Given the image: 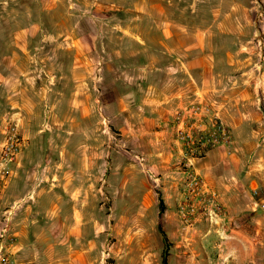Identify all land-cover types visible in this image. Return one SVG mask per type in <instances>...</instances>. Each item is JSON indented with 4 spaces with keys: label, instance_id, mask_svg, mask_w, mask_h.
<instances>
[{
    "label": "crops",
    "instance_id": "obj_1",
    "mask_svg": "<svg viewBox=\"0 0 264 264\" xmlns=\"http://www.w3.org/2000/svg\"><path fill=\"white\" fill-rule=\"evenodd\" d=\"M261 3L0 0V97L22 109L27 79L38 78L26 70L45 67L53 72L48 83L56 106L63 102L62 116L73 114L50 128L53 160H14L2 176V202L10 203L9 191L19 196L6 205L15 207L7 246L17 264H104L89 249L97 234L82 233L95 221L92 196L102 189L116 196L119 188L130 212L160 211L167 240L179 248L173 254L185 261L199 260L203 246L217 264H245L251 255L264 264V62L256 63ZM35 50L37 65L28 60ZM91 81L106 100L102 109L117 146L128 154L126 172L131 176L140 164L146 173L140 184L130 179L117 186L107 174L100 184L91 178L90 166L99 161L88 155ZM190 104L207 106L232 137L229 146L192 159L207 196L221 207L206 231L201 214L190 224L176 216L185 172L173 120Z\"/></svg>",
    "mask_w": 264,
    "mask_h": 264
},
{
    "label": "rangeland",
    "instance_id": "obj_2",
    "mask_svg": "<svg viewBox=\"0 0 264 264\" xmlns=\"http://www.w3.org/2000/svg\"><path fill=\"white\" fill-rule=\"evenodd\" d=\"M260 1L256 0L258 3ZM257 15L258 19L264 21V5L262 3L259 5ZM256 39V63L258 64L264 62V34H260ZM39 42L40 38H37L31 44L38 46ZM49 55H46L47 58L50 57ZM29 56L28 60H32V62L36 60V65L40 64V54L37 50L31 52ZM62 58L64 59V56ZM41 64L43 63L41 62ZM26 72H28L26 76H38V78L35 80L33 78L27 79V93L25 91L24 101L21 102L22 109L13 106L12 102L15 101L5 104L0 97V160H13L9 167L14 163V160H53L57 147H55L54 142L56 141V137L54 139L55 134L50 133V128L65 123L67 120L69 122L73 118V114L70 118L62 116L66 111V106L63 105V102H59L56 106V101L53 100L54 95L51 93V89L49 90L51 84L48 83L51 79L50 73L52 71L50 69L47 70L45 67L40 69V66H33ZM95 75H97V71H95ZM59 88L69 90L64 84ZM258 90H260L259 87ZM90 92V115L85 122L90 127L88 155L91 160H99L90 166L91 178H100V184L104 175L107 174L109 179H113V184L117 186L128 185L130 179L133 183H142L146 173L140 164H138L139 170L134 171L131 176L126 172L131 169L130 162L126 159L128 154L117 146L118 139L113 138L112 131L114 130H111L109 120L102 109L106 100L103 99V96L98 97L96 83L93 84L92 82ZM56 110L58 116L54 115ZM59 113L61 114L59 115ZM12 127L15 128L14 135H12L15 139V150L9 156L10 158H6L4 146L7 138L11 135ZM98 127H104L105 131L101 132L97 129ZM116 138L118 137L116 136ZM179 167L183 170L180 164ZM7 168L8 166L3 170L0 168V181L2 176L6 174ZM91 182L95 184V182ZM116 194L114 196L111 191L102 189L97 196H92L91 205L95 207V210L89 215L96 222H90V229L88 230L90 234L88 231L82 233L83 236H90V238L92 234H97L95 241L89 244V249L101 257L104 264H217V261L212 257V249H205L203 246L201 258L199 260L197 258L196 262L193 261V258L185 261L183 257L173 254L174 250V253L177 254L179 248L174 247L175 244L172 245L171 241H168L167 233L162 226L160 211L155 212L149 209L141 213L130 212V206H124L123 199L125 196L124 198L121 197L120 188ZM8 198L10 203L5 204L2 202L0 194L1 209L17 201L19 196L13 190L9 191ZM183 200L181 199L180 202ZM200 214L205 219V221L203 220V231H206L204 230L205 224H207V228H210L212 221L206 219L207 216L203 214L200 207L196 209L194 216L188 218L187 222L190 224ZM176 216L181 220L178 212H176ZM0 219H2L1 211ZM81 247L88 248L87 245ZM245 264L261 263L256 255H251V259Z\"/></svg>",
    "mask_w": 264,
    "mask_h": 264
},
{
    "label": "built area",
    "instance_id": "obj_3",
    "mask_svg": "<svg viewBox=\"0 0 264 264\" xmlns=\"http://www.w3.org/2000/svg\"><path fill=\"white\" fill-rule=\"evenodd\" d=\"M173 127L174 139L183 153L179 164L185 172L181 188L185 198L178 206L179 217L183 223L187 222L188 218L194 216L196 209L199 208L193 204L198 203L203 214L207 216L206 219L212 221L213 216H218L221 212V207L214 196H207L208 192L204 179L195 171L192 159L202 157L210 148L229 146L232 138L231 131L228 125L214 113H211L207 106L197 104H190L184 110L177 112L173 120ZM10 131L11 135L7 138L4 146L6 158L11 156L15 150V139L12 137L15 128L12 127ZM12 161L0 160V168L3 170ZM5 173L7 174L6 170ZM14 209L15 207L3 209L0 207L2 212V219H0V264H17L13 258V253L8 250L7 246L12 241L11 223Z\"/></svg>",
    "mask_w": 264,
    "mask_h": 264
},
{
    "label": "trees",
    "instance_id": "obj_4",
    "mask_svg": "<svg viewBox=\"0 0 264 264\" xmlns=\"http://www.w3.org/2000/svg\"><path fill=\"white\" fill-rule=\"evenodd\" d=\"M165 242V241H164ZM166 243V242H165Z\"/></svg>",
    "mask_w": 264,
    "mask_h": 264
}]
</instances>
